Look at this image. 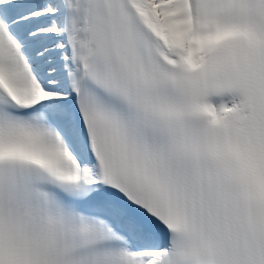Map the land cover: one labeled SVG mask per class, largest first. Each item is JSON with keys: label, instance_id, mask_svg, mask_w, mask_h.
I'll return each instance as SVG.
<instances>
[{"label": "snow or ice", "instance_id": "1", "mask_svg": "<svg viewBox=\"0 0 264 264\" xmlns=\"http://www.w3.org/2000/svg\"><path fill=\"white\" fill-rule=\"evenodd\" d=\"M0 264H264V0H0Z\"/></svg>", "mask_w": 264, "mask_h": 264}]
</instances>
